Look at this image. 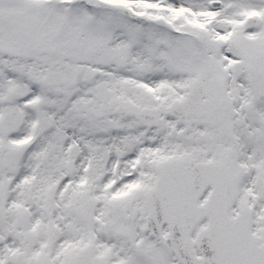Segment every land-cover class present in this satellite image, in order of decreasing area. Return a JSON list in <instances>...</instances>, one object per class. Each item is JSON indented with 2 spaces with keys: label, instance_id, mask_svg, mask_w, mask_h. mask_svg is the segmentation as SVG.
Masks as SVG:
<instances>
[{
  "label": "snow or ice",
  "instance_id": "snow-or-ice-1",
  "mask_svg": "<svg viewBox=\"0 0 264 264\" xmlns=\"http://www.w3.org/2000/svg\"><path fill=\"white\" fill-rule=\"evenodd\" d=\"M0 264H264V0H0Z\"/></svg>",
  "mask_w": 264,
  "mask_h": 264
}]
</instances>
